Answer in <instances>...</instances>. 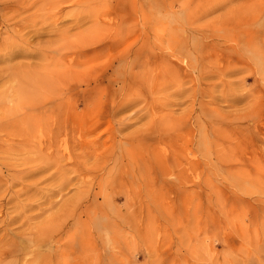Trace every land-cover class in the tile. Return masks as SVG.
Here are the masks:
<instances>
[{"label":"rangeland","instance_id":"obj_1","mask_svg":"<svg viewBox=\"0 0 264 264\" xmlns=\"http://www.w3.org/2000/svg\"><path fill=\"white\" fill-rule=\"evenodd\" d=\"M36 1L13 10L15 24L29 18L25 28L0 33V42L25 41L11 63L0 60V97L8 105L30 96L47 122L55 102L49 82L59 85L72 69L85 84L63 93L86 120L76 122L77 151L70 130L60 135L69 142L62 140V156L55 147L38 150L34 144L55 133L49 124L34 126L29 145L0 151L2 263L264 264V163L249 162L248 153L258 147L251 137L264 133V0H65L60 13H49L52 4L41 10L42 18L54 16L46 24L33 20ZM36 76L47 84L43 92L12 90ZM90 93L96 102L88 106ZM260 106L242 131L213 133L214 126L238 127V116ZM219 111L230 116L221 119ZM82 123L100 125L90 132ZM95 142L102 144L98 161L72 164L71 155ZM163 158L170 176L156 175ZM191 160L200 162L185 175ZM72 199L76 208H65Z\"/></svg>","mask_w":264,"mask_h":264},{"label":"bare ground","instance_id":"obj_2","mask_svg":"<svg viewBox=\"0 0 264 264\" xmlns=\"http://www.w3.org/2000/svg\"><path fill=\"white\" fill-rule=\"evenodd\" d=\"M25 1L27 0H7V1H0V19L1 16H6L3 23H1L0 21V33L2 32L3 29H5L6 31L10 30V31H16L17 30V26H20L21 28H25L26 24L28 23L27 21L29 20V18H25L24 21L21 23H14L15 19H16V15L14 13V9L17 12H22L24 10H26V7L24 5ZM64 1V2H63ZM67 1L65 0H42V1H36V12L34 14L33 20L36 23L39 19H41L43 24L48 23L49 18L54 17L52 15H50L49 13H51L53 10H55V14L60 13L61 12V8H59L60 6H62L64 3H66ZM47 4H52V8L50 9L49 13L47 16L42 18V14H41V10H43V8L47 5ZM11 12V13H10ZM10 13V14H8ZM242 16V11H240L238 14H236L237 18H240ZM235 17V15H234ZM42 28L43 27H37L35 29V34L40 35L42 34ZM11 38V37H10ZM23 42H17L15 40H3L2 42H0V51L2 50V47H5L3 50L6 49H10L8 52L4 53L3 55L0 54V60L2 61H6L8 60L9 63H11V61L13 60V58L17 57L20 55V50H18V45H23L25 44ZM28 42V41H27ZM201 58V57H198ZM201 60V59H199ZM132 61V60H130ZM129 61V62H130ZM129 62H127V64H129ZM139 61L135 60L131 62V65H137ZM258 63V62H256ZM12 68V67H11ZM258 68L259 71L264 70V66L260 63L258 64ZM8 70V69H7ZM5 71L0 69V75L1 73ZM260 71V72H261ZM8 72V71H7ZM14 72V71H12ZM262 73V72H261ZM16 74V72L14 73V75ZM140 77L142 78L140 75L135 74V77ZM156 77V75H155ZM153 79L151 78L150 81H152ZM55 81L50 80L49 82V93L52 94V99L54 102L53 105L48 106V108L50 109V111L54 112V113H49L50 115L53 116L52 120H49L46 122V119L44 116H38L37 114H35V112L38 110V107H34L32 106V104H30V96L25 97H21L19 99H14L13 101H10L7 99L8 105L4 104L5 98L0 97V144L4 141H7L10 137H15V138H19L18 141H15L14 144H11L10 146L7 147H3L0 146V151H2L3 153L5 152H11V151H18L17 146H22L24 144H28L30 143L31 140V135H33V131L32 129L35 127L37 128H41V126H45L46 124H49L50 127L49 129L53 132H55L52 136H49L47 138V140L44 142L42 141V139H40L39 141H37V143L34 144V146L38 149V150H43L44 147H50L53 148L55 147L56 152L58 155L62 156L61 153V142L62 140L66 143L69 144L68 141H66L63 137L61 139L60 135H63L62 132L64 133V135L66 136L70 132L72 133L71 137V145L72 147L75 149V151L80 149L79 146V142L78 140L81 137L80 133H76L78 132L76 129V122H80L81 120H86V118L84 117V113L78 114L77 113V108H78V101L76 99H74L72 96L68 95V96H64V89H70L71 84H80L82 82H84L85 84V75H81L80 73H78L77 71H74L72 69H66V71L61 75L60 80H59V85H53ZM88 83V82H86ZM30 86H32V88L30 89ZM156 86L155 84H152L151 87ZM12 90L14 88L16 89H20L22 91H24L27 94H30V91L33 93H41L43 92L46 87L47 84L44 80V78H39L38 76L33 78V81L30 82V80L24 81V82H20V83H16V85L11 86ZM88 87L91 89L92 85L89 82L88 83ZM93 90V88H92ZM204 91V89H203ZM54 92H56V94L53 96ZM0 96H3V94L0 92ZM49 96V95H48ZM48 96L46 97H42L40 100H38L34 105H36L38 102H40L43 99H47ZM63 98V99H62ZM127 99L130 100H136V98L134 96H128ZM83 100L86 102V105L90 106L93 105L94 102H96L95 97L90 93L89 95H85L83 97ZM235 101H241V99H236ZM65 106L66 109L62 110V107ZM34 107V108H33ZM251 106L249 105L247 107V109H249ZM33 108V109H32ZM259 109L256 110L252 109L250 114H247L246 116H238V118H240V121H238L240 124H238V127H234V126H228L226 127L225 125L222 126H214L212 128L213 133L216 135L217 133L224 132L226 131L228 128L234 129V130H243V126L242 123L243 122H248L254 115L255 117L257 116L259 110H261V106L258 107ZM219 115L218 117H220L221 119H224L225 117H229L230 114L228 113H224L222 111H219ZM222 113V114H221ZM90 116V115H89ZM94 117V116H93ZM67 122L69 124H67ZM100 125V123H96L94 125H90L87 126L86 123H82L79 127H82L83 130L86 129L87 127H89V131L92 132L96 129H98V126ZM23 129L20 132H16L17 129ZM246 129L248 130V126L246 127ZM208 127L206 126L205 123H202L199 126V132L201 133V144H206L207 139H206V135H208L206 132L208 131ZM245 139V138H244ZM252 140H257L255 142V145L258 146L256 148H252L249 149V162H253V161H258L260 159H263V163H264V133L262 132H257L255 133L252 137ZM244 142V140H241L237 146H242V143ZM219 145H222L221 143H218ZM44 146V147H43ZM102 144L99 142H95L93 144V147L91 149H84L83 147H81L82 151L80 153L75 152L73 155H71L69 157L70 161H73L72 164L76 165V162H85V164L88 162L87 159L90 156H95V160L98 161L100 158L97 155V151L101 149ZM230 148H235L234 146H231L230 144H227V147ZM3 155H0V158H2ZM61 157H59L57 160L54 161H58ZM189 158V157H188ZM193 158V157H192ZM205 160H209L210 157L208 156V154L205 156L204 158ZM258 159V160H257ZM164 161V162H162ZM161 162L156 163V175H167L170 176L172 173V169L169 166V161L167 158H163ZM195 161L198 160H191L189 162V166L182 168V172L186 175L189 171L188 170H193V168L196 166ZM200 162V161H198ZM194 163V164H193ZM8 165L17 167L19 166V164L16 163H6ZM45 164H47V162H44V164L42 165V167L45 166ZM193 164V165H192ZM46 170V169H44ZM150 170L155 172L154 168H151ZM78 171V170H76ZM188 171V172H187ZM155 175V174H154ZM155 175V177H156ZM155 179H151V181L153 182ZM153 186H151L150 189H152ZM154 189V188H153ZM76 204L77 201H74V199L72 200H67L66 203V207L65 208H72L73 210L76 208ZM63 212V210H61ZM59 211V213L61 212ZM50 223V221L48 222ZM52 224H48V226H51ZM41 228H39V230L37 232H35L36 237H35V244L38 245H42V239H39V235L41 234L42 231L45 230V228L47 227V224L43 223L41 226ZM46 231V230H45ZM252 239H250L248 241V243H252ZM41 243V244H39ZM85 244V243H83ZM86 245V244H85ZM0 264H4L2 263V261L0 260Z\"/></svg>","mask_w":264,"mask_h":264}]
</instances>
